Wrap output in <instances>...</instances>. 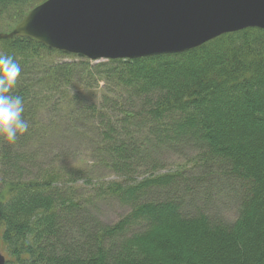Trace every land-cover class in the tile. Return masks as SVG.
Masks as SVG:
<instances>
[{
	"label": "trees",
	"instance_id": "obj_1",
	"mask_svg": "<svg viewBox=\"0 0 264 264\" xmlns=\"http://www.w3.org/2000/svg\"><path fill=\"white\" fill-rule=\"evenodd\" d=\"M42 1L0 0L3 26ZM0 54L21 66L11 94L29 124L0 137L4 264H264V30L133 60L26 37L0 40ZM230 193L234 219L210 216ZM108 200L129 211L104 224L93 209Z\"/></svg>",
	"mask_w": 264,
	"mask_h": 264
},
{
	"label": "water",
	"instance_id": "obj_2",
	"mask_svg": "<svg viewBox=\"0 0 264 264\" xmlns=\"http://www.w3.org/2000/svg\"><path fill=\"white\" fill-rule=\"evenodd\" d=\"M245 28L264 30V0H44L0 40L95 61L181 53Z\"/></svg>",
	"mask_w": 264,
	"mask_h": 264
},
{
	"label": "clouds",
	"instance_id": "obj_3",
	"mask_svg": "<svg viewBox=\"0 0 264 264\" xmlns=\"http://www.w3.org/2000/svg\"><path fill=\"white\" fill-rule=\"evenodd\" d=\"M20 74V64L12 56L0 54V137L9 143H15L29 129L22 116L23 98L11 94Z\"/></svg>",
	"mask_w": 264,
	"mask_h": 264
},
{
	"label": "rangeland",
	"instance_id": "obj_4",
	"mask_svg": "<svg viewBox=\"0 0 264 264\" xmlns=\"http://www.w3.org/2000/svg\"><path fill=\"white\" fill-rule=\"evenodd\" d=\"M4 22H5L4 18H1L0 19V32L10 30L9 28L7 29L3 26ZM18 22H16V23H18ZM59 59L68 60L69 58L68 57H62ZM90 61H92V60H90ZM96 61H102V60H95L94 62H96ZM52 144H53V140H51L47 145H45L43 152L40 154V160L47 159V158H45V153H47L50 150V148L52 147ZM68 146L71 147V149L73 148L71 145H68ZM175 158H176V156H173L172 158L166 157L164 159H166L168 161V163H171L172 159L174 160ZM80 159H82L81 152H78L75 149L73 158L69 159L68 163L81 165L82 162H80V163L77 162ZM112 178H116V176H113ZM197 191H199V189H197ZM230 195H231V198L223 195L222 197L217 198V199H216V196H212V199H211V201H209V204H206L207 207H209V209H208L209 215L210 216L218 215L219 217H221L227 221L233 220L234 217L236 216V212H237V207H238L237 201H238V199L236 196H234V193H230ZM195 204L197 206L201 205L200 200L197 199ZM184 210L187 212H190L192 209L184 206ZM128 211H129V205L120 204L119 202H116L114 200H108L106 202H98V204L95 205V209H93L94 216L96 215L97 219H99L100 222H102L104 224H109V223L115 222L117 219L122 217ZM0 253L6 255V253L4 252V250L2 248L1 242H0Z\"/></svg>",
	"mask_w": 264,
	"mask_h": 264
},
{
	"label": "bare ground",
	"instance_id": "obj_5",
	"mask_svg": "<svg viewBox=\"0 0 264 264\" xmlns=\"http://www.w3.org/2000/svg\"><path fill=\"white\" fill-rule=\"evenodd\" d=\"M178 55V54H177ZM162 56V55H161ZM133 60V59H132ZM143 111V110H142ZM145 116V115H144ZM58 119V118H57ZM72 123V122H71ZM74 125V124H73ZM140 126V125H139ZM32 139V138H31ZM26 142V141H25ZM129 179V178H128Z\"/></svg>",
	"mask_w": 264,
	"mask_h": 264
}]
</instances>
